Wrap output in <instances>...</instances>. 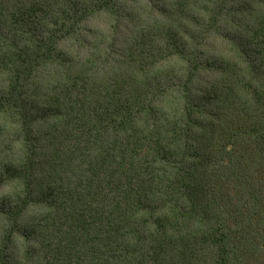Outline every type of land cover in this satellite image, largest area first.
I'll return each instance as SVG.
<instances>
[{
  "label": "trees",
  "instance_id": "1",
  "mask_svg": "<svg viewBox=\"0 0 264 264\" xmlns=\"http://www.w3.org/2000/svg\"><path fill=\"white\" fill-rule=\"evenodd\" d=\"M0 264H264V0H0Z\"/></svg>",
  "mask_w": 264,
  "mask_h": 264
}]
</instances>
